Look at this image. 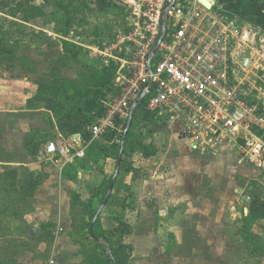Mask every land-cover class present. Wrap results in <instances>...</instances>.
I'll use <instances>...</instances> for the list:
<instances>
[{"label": "rangeland", "instance_id": "1", "mask_svg": "<svg viewBox=\"0 0 264 264\" xmlns=\"http://www.w3.org/2000/svg\"><path fill=\"white\" fill-rule=\"evenodd\" d=\"M120 3L122 0H107L105 3L101 0H0V174L11 168L18 171L16 180H0V264H49L52 259L55 260L56 240L65 231L57 223L43 224L39 218L30 216L39 200L47 199L48 195L59 199L62 185L48 162H40L37 156L48 141L60 134L67 140L71 139L72 133L61 128L64 122H68L65 119L67 114L78 115V108H82L85 100L92 96L105 101L103 93L109 85L108 80L111 79L113 84L116 68L107 70L101 54L106 51V44L127 31L129 22L128 10ZM235 17L244 24L262 28L256 26L252 18ZM23 81L30 82L31 89L28 91L31 95L38 91L35 82L42 81L46 88L45 96L61 102L58 111L63 120H59L45 102L28 104L22 95ZM1 84L9 86V91L3 90ZM49 86L51 88H47ZM152 122L142 115L135 118L132 131L135 150L131 154V163L139 165L136 168L133 166V179L138 175L146 177L155 168L164 171L173 167L167 159H162L169 147L162 142L163 135L153 130ZM120 142L116 137L111 141L105 140V144L91 142L89 138L87 143H90V148L86 158L64 172L70 184H79L81 191L89 178H79V172L88 175L92 171L100 176L96 179L99 185L86 201L82 200L80 189L72 191L66 187L67 198L71 197L75 210L72 233L79 237L80 242L77 264H86L89 258L94 259V264L99 258L102 260L98 244L88 236L82 220H93L90 212L95 214L104 202L112 183L111 174L118 171L115 156ZM100 144L109 145L108 149H103ZM152 157L157 162L144 165ZM118 172L122 180L124 171ZM53 175L56 177L50 178ZM31 183L37 186L32 196L24 199L15 193V189L28 187ZM239 185L247 187L246 182ZM250 185L252 193L258 192L264 198V186L258 176L252 179ZM83 194H86L85 190ZM119 200L115 194L106 205ZM15 210L21 211L22 215L17 216ZM129 214L126 211L125 216ZM134 216L132 213L127 220L135 222ZM141 222L129 223L130 229L124 237L126 244L134 246L139 256L148 259L153 250L167 253L172 247L182 248L173 236L167 237L163 232L157 237L153 233V224L144 220ZM97 226L100 228L102 224ZM158 230L156 226L154 231ZM239 244L244 248L246 241H239ZM254 248L257 246L254 245ZM164 264L171 263L166 261ZM222 264H229L227 257L222 258Z\"/></svg>", "mask_w": 264, "mask_h": 264}, {"label": "built area", "instance_id": "2", "mask_svg": "<svg viewBox=\"0 0 264 264\" xmlns=\"http://www.w3.org/2000/svg\"><path fill=\"white\" fill-rule=\"evenodd\" d=\"M210 1L207 8L202 0H122L127 31L101 54L106 66L116 68L114 92L89 126L90 139L116 131L120 141L147 98L154 121L180 124L195 150L233 147L259 171L264 186V29ZM80 142L81 133L70 140L60 134L42 157L64 167L85 157Z\"/></svg>", "mask_w": 264, "mask_h": 264}, {"label": "crops", "instance_id": "3", "mask_svg": "<svg viewBox=\"0 0 264 264\" xmlns=\"http://www.w3.org/2000/svg\"><path fill=\"white\" fill-rule=\"evenodd\" d=\"M1 85L3 90L9 91V86ZM29 88L31 89L30 82L23 81L22 95L26 101L31 96ZM152 125L153 130L163 135L162 142L169 147L164 158H161L171 162L172 169L162 171L155 168L152 174L146 177L138 175L135 179L132 178V172L129 174L124 171L122 180L118 172L117 181L116 172L112 173L114 188L108 191V199L116 194L120 200L118 203L106 205L107 199L105 205L100 207L91 222L92 233L99 235L102 231L115 230L121 222L134 225L144 220L155 228L159 227L158 232L153 227V233L157 237L159 233L165 232L167 237L173 236L178 241L177 245H182V248L172 247L167 253L153 250L149 254L151 259L139 256L133 246V264H164L166 261L171 264H222L223 257L228 258L229 264H264V218H250L251 199H245L247 194L254 196L249 183L255 176H259V171L253 165L240 160L233 147H223L215 151L193 149L191 142L181 135L180 124H163L153 120ZM79 145L85 147L87 152L90 143L81 135ZM42 152L37 159L48 162V166L59 176L62 188L59 190V199L48 195L47 199L39 200L30 217L39 218L43 224L57 223L65 231L56 240L53 264H77L76 254L80 242L79 237L72 233L75 228V210L71 197L67 198L66 187H70L72 191H78L80 187L79 184L71 185L64 172L84 160L87 155L60 167L44 159ZM155 160L152 157L144 165L156 163ZM119 164L118 159V171ZM88 175L83 172L78 174L79 178H89L85 189L79 191L82 192L83 201L89 199L96 185H99L96 182L100 177L98 174L89 171ZM241 182H246L247 187H241ZM126 211L130 212L127 216ZM132 213L135 215V222L127 220ZM100 224L102 226L98 228L97 225ZM239 241H246V246L242 248Z\"/></svg>", "mask_w": 264, "mask_h": 264}, {"label": "trees", "instance_id": "4", "mask_svg": "<svg viewBox=\"0 0 264 264\" xmlns=\"http://www.w3.org/2000/svg\"><path fill=\"white\" fill-rule=\"evenodd\" d=\"M102 2H106L107 0H101ZM110 1V0H109ZM219 5H222L220 11L224 14L233 16H245L252 18L256 26H260L264 29V0H217ZM231 12L232 14L226 13L225 10ZM107 70L115 69V67L108 66L106 67ZM110 82V83H109ZM38 85V91L36 94H32L28 97L27 102L28 104H32L33 102H45L46 106L49 110L53 111L55 115L59 118V120H63L62 116L60 117V112L58 111V106L61 102L56 101V99L48 98L44 94V90L46 89L42 81L35 82ZM108 87H106V91L103 93L104 100H106L111 93L114 92L113 84L111 85V79L108 80ZM51 88V86L47 87ZM147 98H145L142 103L135 109L132 119L129 123L126 124V128L124 134L121 136L120 148L118 154L115 156L117 161L119 159L121 149H123L122 153V160L121 163L118 165L119 170L125 172H131L134 170L133 165L131 163V154L135 150L134 146V139H133V128H134V121L138 115H142L144 118H150L153 120V116L150 112L145 109V102ZM105 102V101H104ZM104 102L101 101L100 98L97 96H92V98L85 100L84 106L82 108H78V115L67 114L65 119L68 122H64V126L62 125L61 128L66 132L72 133V135L76 133H81L86 141L91 136L89 126L92 122L99 116L103 115L105 112ZM117 135L116 131L108 132L102 139L96 140L101 141L105 144V140L111 141L114 140ZM116 143V142H115ZM118 144V145H119ZM101 147L105 150L108 149V146L100 144ZM90 148V146H89ZM86 155L88 153V150ZM37 152V151H35ZM133 169V170H132ZM18 176V171L14 168L5 170L2 174H0V180L12 178L16 180ZM118 177L116 178L117 181ZM11 186V185H10ZM36 184L31 183L28 184V187H22L19 190L15 189V193L18 194L19 197L23 196L24 199L26 196H32L34 193V189L36 188ZM109 185L106 187L108 188ZM9 191V188L8 190ZM15 194V195H16ZM112 198V196H110ZM109 200V199H108ZM108 202V201H107ZM125 206V203H124ZM250 210V218H264V198L260 195V193L255 192L254 196H251V203L249 204ZM15 214L17 216H21V211L15 210ZM95 214L91 211L90 218L93 217ZM85 221H88L85 223ZM85 228L88 232V236L93 237V241L98 244L97 248L100 250L102 254V260L100 258L96 261V264H131L130 259L133 253V246L131 244L124 243V237L128 234L130 229V224L126 222H121L120 225L113 231H102L99 235L93 234L90 227L92 220H87L83 218L82 220ZM93 235V236H92ZM101 239V241H99ZM94 259H90L86 262V264H94L92 262Z\"/></svg>", "mask_w": 264, "mask_h": 264}, {"label": "water", "instance_id": "5", "mask_svg": "<svg viewBox=\"0 0 264 264\" xmlns=\"http://www.w3.org/2000/svg\"><path fill=\"white\" fill-rule=\"evenodd\" d=\"M202 2H203V4H204L207 8H210V7H211V1H210V0H202ZM155 51H156V50H155ZM146 95H147V92H144V93L142 94V96L140 97V99L137 101V103H140V102L144 99V97H145ZM122 153H123V149H121V153H120V156H119V163H121V160H122ZM117 173H118V171H117L116 174H115V178H116V176H117ZM115 178H114V179H115ZM113 181H114V180H113ZM112 188H113V182H112V184H111L110 187H109V192L112 190ZM108 197H109V193L107 194V196H106V198H105V200H104V202H103V204H102L101 207H103V206L105 205V203H106Z\"/></svg>", "mask_w": 264, "mask_h": 264}]
</instances>
